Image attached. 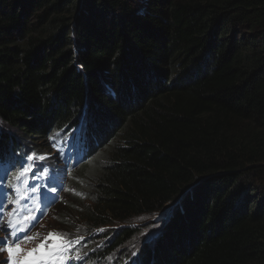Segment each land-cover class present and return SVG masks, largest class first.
<instances>
[{"label": "trees", "instance_id": "1", "mask_svg": "<svg viewBox=\"0 0 264 264\" xmlns=\"http://www.w3.org/2000/svg\"><path fill=\"white\" fill-rule=\"evenodd\" d=\"M76 129L80 257L264 264V0H0V154Z\"/></svg>", "mask_w": 264, "mask_h": 264}, {"label": "rangeland", "instance_id": "2", "mask_svg": "<svg viewBox=\"0 0 264 264\" xmlns=\"http://www.w3.org/2000/svg\"><path fill=\"white\" fill-rule=\"evenodd\" d=\"M92 123L94 122L91 121V124ZM1 129L5 134H14V135L20 134V133L17 134V131L8 128L6 126H2ZM23 137L26 139V142H28L29 145L33 147V149L40 150L39 153L42 154L39 153L38 154L45 155L46 156L45 160L50 162L52 165L50 166L49 164H47V161L41 162L43 166L47 167L48 177H49V179H47L49 183L48 184L45 183V187L48 189L47 191L49 192L47 199L42 203H40L42 198V196L40 195V198L33 200L32 203L29 202L28 201L29 192L33 188V186H30L28 187L29 191L27 192L26 199L22 200L20 202V205L18 206L19 208L18 216L21 218V221L23 217L28 216L29 214L32 217H35V220L32 221L35 224V226L31 227V230L28 232V235L36 236V239L32 240L31 242L21 241V247L25 250V252L35 248L38 244H40L43 241L44 237L47 236L49 232L67 234L68 238L69 235L71 234L77 235V239L82 237L83 239H79V240L85 243L87 241V238H89V230H88L89 225H87V221L84 218L80 216L78 217V213H77L78 211L75 208L76 204L72 203L71 201V197H72L71 190H73V188H71L70 183H72L71 176L74 171H72V167L69 168L68 164H64V162H61V160L58 161V155L55 153L57 148L62 147L63 140L56 139L53 136H51L52 139L50 138L48 139L47 136L45 138H35V139H32L31 137H27V136H23ZM18 139L20 140V142H22L21 137H18ZM72 150L77 151L76 142L72 143ZM78 165H81V163H79ZM34 176L37 177V175ZM53 177H57L56 181H52L51 178ZM38 181L39 178L30 179L31 184ZM42 184H43L42 180H40L39 183L35 186L38 188L37 193L40 192H41L40 194L43 193L44 186ZM6 186H7V182H6ZM53 187L56 188L55 193L50 190ZM8 188L11 190V193L14 194L11 195V199H15L16 198L15 192L11 187ZM19 188L23 192L25 189V185L23 183H20ZM40 189H42V191ZM60 192L62 193L61 198L65 202L64 208L61 212L59 211L62 209L63 205L57 208L58 205L57 197ZM37 193H32L34 195V198ZM68 197L70 198V200L68 199ZM25 200L27 201L25 202ZM28 204L29 207H27ZM173 205L167 206L165 209H163L162 212L169 213L172 210L171 208ZM13 207H14L13 205L6 203L4 209H0V219H2L5 225L7 220L9 219L8 213L13 210ZM37 209H39V212L42 214L41 218L37 217L36 214ZM40 209H43V212H41ZM78 219H81V221L78 222ZM164 220L165 218H163L162 213L155 214L154 216L153 215L138 216L131 220L132 222L130 223L133 225V229H134L133 231H135L136 233L131 235L128 249L126 245L123 247L122 250V252L125 250L128 251L129 261L137 260L140 257L143 258L142 252L144 253V250L146 248L152 246L155 239L158 237L159 233L161 232L163 225L165 224ZM123 226H127V224L125 225L121 223H114L109 227V229L111 230V232L109 231V233H113L114 230L123 228ZM105 233H107V228L105 229ZM36 234L39 235L37 236ZM7 235L8 234L6 231H0V239L6 238ZM94 239L97 246L101 244L102 240L100 239V237H95ZM9 243H11L10 239H9ZM85 252L86 249L81 248V254ZM119 256H120V252L117 250L113 256H110L105 260H102L100 258L94 260L95 259L94 256L88 257L87 259H85V264H122L124 260L120 259ZM7 260H8V253L6 251L0 250V264H4V262Z\"/></svg>", "mask_w": 264, "mask_h": 264}, {"label": "snow or ice", "instance_id": "3", "mask_svg": "<svg viewBox=\"0 0 264 264\" xmlns=\"http://www.w3.org/2000/svg\"><path fill=\"white\" fill-rule=\"evenodd\" d=\"M52 139V137H50ZM46 159L45 155H38L36 152H31L25 157L24 163L17 168L14 175L8 178L7 170H5L4 175L0 179L7 180V186L11 187L16 194L15 199H7V203L13 205V210L8 213L9 219L6 225L0 219V231H6L7 236L4 239H0V250L6 251L8 253V260L4 264H68L69 260H79L80 253L75 251V245L79 243L78 240H70L67 234H61L57 232H49L47 236L44 237L43 241L38 244L35 248L25 252L21 247V241L31 242L36 239V236L28 235L31 227L35 224L32 222L35 217L30 214L28 216L21 218L18 216L20 202L27 197V175L33 171L37 165L42 168L40 162ZM41 176H47V169H43L39 172ZM23 178V179H22ZM23 183L25 189L22 192L19 188V184ZM52 192H56V188L50 189ZM32 192H37V188H32ZM74 192V190H71ZM55 199V198H54ZM2 207V205H0ZM43 212V209H40ZM46 214V213H44ZM38 222V221H36ZM37 236L39 234H36ZM9 239L11 243H9ZM22 257V258H20Z\"/></svg>", "mask_w": 264, "mask_h": 264}, {"label": "clouds", "instance_id": "4", "mask_svg": "<svg viewBox=\"0 0 264 264\" xmlns=\"http://www.w3.org/2000/svg\"><path fill=\"white\" fill-rule=\"evenodd\" d=\"M74 131H75V130H73V132H74ZM68 133H69V132H68ZM71 133H72V132H71ZM63 136H64V134H62L60 137L57 136L56 139H61ZM50 137H51V136H50ZM50 137H47V138L49 139ZM71 137H73L74 140H75L76 142L79 143V133H78L77 131H75V132L72 134ZM1 149H2V148H1ZM1 149H0V150H1ZM23 152H24V151H23ZM36 153L38 154L39 152H36ZM55 153L58 155L57 151H56ZM28 154H30V153H28ZM28 154H25L24 158H22V159H25V157H26ZM39 154H42V153H39ZM39 154H38V155H39ZM75 154H77V153H75ZM15 157L20 158L18 155H15V156L11 155L10 152H9L7 149H6V152L0 154V177H2V176L4 175L5 170H7L8 178H9V179L11 178L12 175L15 174V172H16V170H17V165L14 164V158H15ZM44 161H47V160H44ZM58 161H59V157H58ZM40 163H41V162H40ZM41 164H42V163H41ZM47 164H49L50 166L52 165V164H51L50 162H48V161H47ZM42 165H43V164H42ZM6 182H7L6 179H0V191H1V193H3L4 191H9V190H10V189L6 186ZM61 195H62V193L60 192V193H59V196H58V199H57V202L60 200ZM0 201H1V200H0ZM4 207H5V205L3 206V209H4ZM85 259H86L85 256H82V262H83V263H85Z\"/></svg>", "mask_w": 264, "mask_h": 264}, {"label": "bare ground", "instance_id": "5", "mask_svg": "<svg viewBox=\"0 0 264 264\" xmlns=\"http://www.w3.org/2000/svg\"><path fill=\"white\" fill-rule=\"evenodd\" d=\"M46 147H48V146H46ZM49 150V149H48Z\"/></svg>", "mask_w": 264, "mask_h": 264}]
</instances>
